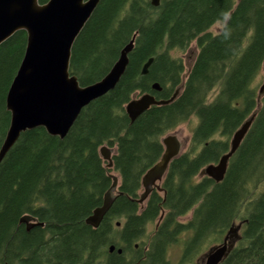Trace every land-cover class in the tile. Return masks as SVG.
<instances>
[{"label":"trees","instance_id":"trees-1","mask_svg":"<svg viewBox=\"0 0 264 264\" xmlns=\"http://www.w3.org/2000/svg\"><path fill=\"white\" fill-rule=\"evenodd\" d=\"M220 21L222 28L209 32ZM134 33L116 87L84 107L63 139L41 127L26 131L0 162V264H172L167 251L182 234L175 264H192L204 244L239 222V239L220 264H264V96L257 109L253 85L264 61V0H162L157 7L150 0H100L71 47L69 72L81 86L100 80ZM192 42L197 54L184 76L173 52ZM25 46L23 30L0 44V147L10 123L5 97ZM176 90L172 102L130 123L124 106L136 94L169 99ZM255 112L223 180L199 178ZM192 117L188 150L169 163L161 191L152 189L141 207V177L160 159L161 139ZM102 146L115 148L111 169L99 155ZM111 171L119 177L117 195L94 229L84 220L101 206ZM24 215L43 226L19 224Z\"/></svg>","mask_w":264,"mask_h":264},{"label":"water","instance_id":"water-1","mask_svg":"<svg viewBox=\"0 0 264 264\" xmlns=\"http://www.w3.org/2000/svg\"><path fill=\"white\" fill-rule=\"evenodd\" d=\"M99 1L48 0L45 4H39L38 0H0V44L19 30L26 33L25 51L5 97L10 123L0 147V162L26 131L41 127L49 135L63 139L80 111L92 101L112 91L121 79L129 61L128 55L133 49L136 33L120 50L117 60L100 80L81 86L77 78L69 72L71 47ZM161 1L150 0V4L157 7ZM152 61L153 57H149L144 63L142 75L147 74ZM151 89L158 92L161 87L158 83H153ZM177 94L178 90L169 99H156L152 94L144 93L132 98L124 106V111L130 123H133L150 107L166 105L172 102ZM263 96L264 79L257 93V108ZM255 114L256 112L233 133L228 151L221 155L216 163L206 165L201 170V175L215 183L223 180L229 159L248 132ZM161 144L163 153L160 159L141 177L143 191L137 199L140 205L152 189L161 191L158 183L163 179L169 163L180 153L181 143L175 135L164 136ZM98 152L101 159L107 163L105 167L111 169L112 148L102 146ZM108 176L112 182L104 194L101 206L95 208L84 220L86 225L94 229L99 226L117 195L119 178L111 173ZM19 224H24L27 228L43 226V223L36 222L30 215L22 216ZM119 225L120 222H117L116 226ZM241 227L242 222L232 224L222 241L210 247L195 264H220L239 239ZM114 250V245L108 247L109 253ZM121 252V249L116 250L118 255Z\"/></svg>","mask_w":264,"mask_h":264},{"label":"rangeland","instance_id":"rangeland-1","mask_svg":"<svg viewBox=\"0 0 264 264\" xmlns=\"http://www.w3.org/2000/svg\"><path fill=\"white\" fill-rule=\"evenodd\" d=\"M223 24H224L223 21L215 23L209 29V32H211L213 34H216L222 28ZM173 54H174V56L182 58L184 69H185V71H184V76H185L187 71H188V69L190 68V66H191L196 54H197L196 43L192 42L190 44V46L184 52H173ZM183 79H184V77H183ZM263 79H264V67H263V63H262V67L260 69V72H259L257 78L255 79L254 83H253V85L255 87V90H256V94L258 93V89H259ZM216 92H217V90H214L213 92H211V94L209 95V98H208V102L213 100ZM138 96L139 95L136 94L134 96V98H137ZM259 106H260V104L258 105V108H259ZM196 124H197V118L196 117H192L188 122L179 125L173 131H171L168 134H166V135H169V134L170 135H175L177 137V139L180 141L181 150H180L179 154H182V153H184V152H186L188 150L189 143H190V138H191V133H192L193 128L196 126ZM216 138H219V136H216ZM114 151H115V148H112V154H114ZM104 162H105L104 164L106 166L107 163H106V161H104ZM111 174L116 175L118 177V174L113 172V171H111ZM199 178H200V175H199ZM158 184L160 186V183H158ZM142 190H140L139 195L142 193ZM144 204H145V201L143 202L142 207L144 206ZM190 217H191V212H189L187 215L182 217L180 220L182 222H186V221L189 220ZM155 225H156V222L152 223V224H149L147 226L146 233H147L148 236L154 230ZM186 238H187L186 234L180 235L179 236V242H177L176 244H174L171 247H169V249L167 251V258L171 261L172 264H175L176 261L178 260V258L180 257L181 249L183 247V241ZM222 238H223V235L218 240H216V242L211 240L210 242H207L206 244H204L200 248V251H199L198 255L194 258L192 264H194L210 247L219 244L222 241Z\"/></svg>","mask_w":264,"mask_h":264},{"label":"flooded vegetation","instance_id":"flooded-vegetation-1","mask_svg":"<svg viewBox=\"0 0 264 264\" xmlns=\"http://www.w3.org/2000/svg\"><path fill=\"white\" fill-rule=\"evenodd\" d=\"M247 133H248V132H247ZM247 133H246V135H247ZM246 135H245V136H246ZM245 136H244V138H245ZM244 138H243V139H244ZM230 139H231V137H230ZM230 139H229V141H228V149H229V145H230ZM240 144H241V143H240ZM205 145H206V144H205ZM239 146H240V145H239ZM238 148H239V147H238ZM238 148H237V149H238ZM227 151H228V150H227ZM236 151H237V150H236ZM236 151H235V152H236ZM233 155H234V154H233ZM233 155H232V156H233ZM232 156H231V157H232ZM230 159H231V158H230ZM230 159H229V160H230ZM215 163H216V162H215ZM228 163H229V162H228ZM199 175H200V178L205 177V176L201 175V172L199 173ZM161 181H162V180H161ZM160 183H161V182H160ZM145 201H146V200H145ZM140 206L142 207V205H140ZM161 218H162V214H161ZM159 219H160V217H159ZM235 243H236V242H235ZM235 243H234V245H235ZM195 263H196V262H195ZM195 263H194V264H195Z\"/></svg>","mask_w":264,"mask_h":264},{"label":"bare ground","instance_id":"bare-ground-1","mask_svg":"<svg viewBox=\"0 0 264 264\" xmlns=\"http://www.w3.org/2000/svg\"><path fill=\"white\" fill-rule=\"evenodd\" d=\"M25 226V225H24ZM93 262V261H92Z\"/></svg>","mask_w":264,"mask_h":264}]
</instances>
